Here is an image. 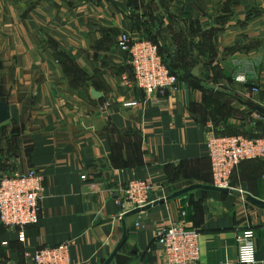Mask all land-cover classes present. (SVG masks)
Here are the masks:
<instances>
[{
	"label": "crops",
	"instance_id": "obj_1",
	"mask_svg": "<svg viewBox=\"0 0 264 264\" xmlns=\"http://www.w3.org/2000/svg\"><path fill=\"white\" fill-rule=\"evenodd\" d=\"M123 34L157 42L177 89L146 100L124 83L133 75ZM254 88L264 93V0H0V101L11 114L0 179L36 170L44 185L25 243L0 224V264H33L65 242L69 264H104L124 222L111 264H165L155 232L180 224L200 232V264H240L244 229L263 262L264 210L240 194L195 190L126 218L117 203L137 180L155 185L153 202L211 186V137H264V117L247 104L260 103ZM236 173L234 190L264 201V161Z\"/></svg>",
	"mask_w": 264,
	"mask_h": 264
},
{
	"label": "built area",
	"instance_id": "obj_2",
	"mask_svg": "<svg viewBox=\"0 0 264 264\" xmlns=\"http://www.w3.org/2000/svg\"><path fill=\"white\" fill-rule=\"evenodd\" d=\"M118 49L128 55L132 81L125 78L127 86H134L149 100L158 92L177 89L178 77L173 74L161 55L158 45L146 38L121 35ZM238 82L247 83L246 72H241ZM261 89L254 88L258 94ZM127 106H136L130 104ZM208 157L212 172V185L220 189H233V176L238 167L248 161H264V138H247L240 135H214L208 143ZM155 185L149 181H133L120 190L119 206L125 213L142 209L154 202ZM43 176L36 170L13 173L0 179V224L19 233L25 243L26 231L38 224L40 201L43 197ZM137 226H140V224ZM200 232L183 224L171 225L155 232L154 241L165 257V264H200ZM256 233L244 229L237 237L240 264H264L256 257ZM71 242L37 251L33 264H69Z\"/></svg>",
	"mask_w": 264,
	"mask_h": 264
},
{
	"label": "water",
	"instance_id": "obj_3",
	"mask_svg": "<svg viewBox=\"0 0 264 264\" xmlns=\"http://www.w3.org/2000/svg\"><path fill=\"white\" fill-rule=\"evenodd\" d=\"M93 96L95 98H100L101 96L99 94H97L95 91H93ZM255 100H259L260 103H255L254 101H248L247 104L253 109L255 110L257 113H259L260 115H262L264 117V107L262 106L263 102H264V93H260L258 96H256L254 98ZM10 108H8V105L1 102L0 101V125L6 123L7 121L10 120L11 118V114H10ZM195 190H207V191H214V192H218V193H222V194H226V195H236V194H240L242 198H244V200L249 203L250 205L257 207L259 209L264 210V201L259 200L247 193H238L237 191L233 190V189H220L219 187H214L213 185L211 186H205V185H192L190 187H187L177 193H174L173 195L165 198V199H161L159 201L154 202L152 205H149L145 208L142 209H136L135 211H131L129 213H127L125 215L126 217H133L137 215H140L142 213H146L148 211H150V209L152 207L164 204L166 202H168L169 200H174L177 199L179 197L185 196L186 194L193 192ZM125 220V219H124ZM128 238V228L125 224V222L123 223V236L121 241L119 242V244L117 245V247L115 248L114 252L111 254V256L107 259V261L104 264H111L113 262V260L115 259V257L117 256V254L119 253V251L121 250V248L123 247V245L126 243V240Z\"/></svg>",
	"mask_w": 264,
	"mask_h": 264
},
{
	"label": "rangeland",
	"instance_id": "obj_4",
	"mask_svg": "<svg viewBox=\"0 0 264 264\" xmlns=\"http://www.w3.org/2000/svg\"><path fill=\"white\" fill-rule=\"evenodd\" d=\"M149 39H151V41H154L155 42V40H153L151 37H148ZM155 43H157V42H155ZM162 54V53H161ZM219 124V123H218ZM258 125V124H257ZM263 124H260L258 127H260V130H261V128L263 127L262 126ZM223 126H225V124H223ZM256 127V126H255ZM264 128V127H263ZM254 129H256V128H254ZM227 132L228 133H224V134H233V133H231L229 130H227ZM239 134V133H238ZM237 133L236 134H234V135H238ZM240 136H242V133H241V135ZM243 136H244V134H243ZM244 137H247V138H256V137H261L260 135H252V136H248V135H245ZM262 138H264V137H262ZM249 162V161H248ZM245 163H247V162H245ZM244 163V164H245ZM238 173V172H237ZM237 173H236V175H235V177H234V180H233V185L236 187H238L239 186V177L237 176Z\"/></svg>",
	"mask_w": 264,
	"mask_h": 264
},
{
	"label": "trees",
	"instance_id": "obj_5",
	"mask_svg": "<svg viewBox=\"0 0 264 264\" xmlns=\"http://www.w3.org/2000/svg\"><path fill=\"white\" fill-rule=\"evenodd\" d=\"M161 52V51H160ZM162 55V54H161ZM163 56V55H162ZM163 58H164V56H163ZM165 60V59H164ZM166 62V61H165ZM167 66H169V65H167ZM170 69V68H169ZM173 73V72H172ZM174 74V73H173Z\"/></svg>",
	"mask_w": 264,
	"mask_h": 264
}]
</instances>
